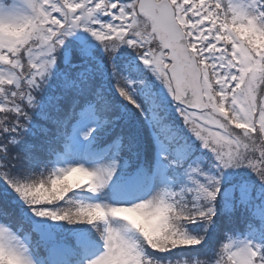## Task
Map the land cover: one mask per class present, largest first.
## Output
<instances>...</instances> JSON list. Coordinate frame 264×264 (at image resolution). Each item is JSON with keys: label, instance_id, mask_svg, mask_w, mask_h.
I'll return each instance as SVG.
<instances>
[{"label": "snow or ice", "instance_id": "1", "mask_svg": "<svg viewBox=\"0 0 264 264\" xmlns=\"http://www.w3.org/2000/svg\"><path fill=\"white\" fill-rule=\"evenodd\" d=\"M0 264H264V0H0Z\"/></svg>", "mask_w": 264, "mask_h": 264}]
</instances>
